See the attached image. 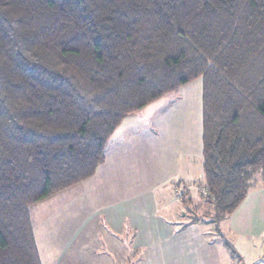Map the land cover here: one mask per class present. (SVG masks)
<instances>
[{
    "label": "trees",
    "instance_id": "16d2710c",
    "mask_svg": "<svg viewBox=\"0 0 264 264\" xmlns=\"http://www.w3.org/2000/svg\"><path fill=\"white\" fill-rule=\"evenodd\" d=\"M196 80L218 231L254 170L264 186V0H0V264H41L30 208L94 177L126 118Z\"/></svg>",
    "mask_w": 264,
    "mask_h": 264
},
{
    "label": "crops",
    "instance_id": "0c3cea01",
    "mask_svg": "<svg viewBox=\"0 0 264 264\" xmlns=\"http://www.w3.org/2000/svg\"><path fill=\"white\" fill-rule=\"evenodd\" d=\"M197 90L192 85L184 93L183 105L195 111L178 118L168 110L146 126L129 125L127 131L120 125L94 177L30 208L41 264H264L262 183L250 188L218 232L205 223L212 225L214 239L201 232L200 223L184 227L189 222L179 219L180 208L166 203L179 187L202 180ZM221 233L233 235L254 252L234 259Z\"/></svg>",
    "mask_w": 264,
    "mask_h": 264
},
{
    "label": "rangeland",
    "instance_id": "374dc122",
    "mask_svg": "<svg viewBox=\"0 0 264 264\" xmlns=\"http://www.w3.org/2000/svg\"><path fill=\"white\" fill-rule=\"evenodd\" d=\"M192 85H193V87H197V89H198L197 94H196V98L201 99V95H200L201 94V81L200 80H196V82L193 81L192 83H190L186 86H183V87L179 88L178 90H176L170 94H167L166 96H164V97L158 99L157 101L151 103L149 106H147L143 110L133 114V118H129V119L126 118L127 120L125 119L121 124V129L123 130V128H124V130L127 131L126 127L129 128L130 127L129 125L134 124L136 122L139 125H145L146 126L147 123L148 124L151 123V120H153L154 115L161 114L162 112H169L168 110H170L173 113L171 115H175V117H178V118L183 117V114L187 115L189 113L188 112L189 110H191V112H193L194 108H192V107L189 108L187 105L186 106L183 105L184 103L186 104V101H184V98H185L184 93L187 94L188 89H190V86H192ZM201 118H202V115H201ZM115 134H114V136H115ZM250 175H251V178H249V180H248L249 187L251 189H253L261 183V176H260V172L257 170H254ZM179 189L174 191L172 196H170L166 199L167 205L168 206H174L176 208H180L179 211H181V214L178 213V216L181 215V217H179V219L183 220L184 224H187L189 222L190 217H191L190 216L191 212L194 211V215H195L194 218L199 219L197 224L200 223L199 226H200L201 232L204 233L205 235H207V237L209 239L210 238L214 239L213 237H216L215 231L213 232L212 225H207V224H209V218L208 217L212 214V211H211V208L208 206V204L204 203L203 199H201V196L205 193L204 189L202 188L201 181L199 182L198 179L197 180L194 179L193 181L189 182L186 185V189L185 188L181 189V187H179ZM182 191H187L186 195L190 201L189 203L187 202V203L182 204V202H181ZM62 192H64V191H62ZM62 192H60V193H62ZM60 193H58V194H60ZM58 194H55V195H58ZM52 197H50V198H52ZM40 203H42V202H40ZM40 203H38V204H40ZM184 205L185 206L187 205L188 210ZM183 214H184V216H183ZM158 215L162 216L163 218H165V216L168 217V215L170 216V214L167 211H164L165 216L162 214H158ZM206 222H207V224H205ZM102 225L105 227L103 217H102ZM219 227H221V225ZM216 232H218V231H216ZM221 236L224 238V240H226L225 242H227V244H229L231 247H233L232 245H235V247H233V249L235 250V252L238 256V260H240V258H242V255L247 254V251H250V255L254 252V248H251V246L248 247L247 245L241 243V241L239 239L235 238L233 235H231L229 233L227 235L222 234ZM123 239L126 243H128V237L127 236H124ZM127 246H128V244H127ZM129 248L132 251L133 248H131V247H129ZM241 253H242V255H241ZM250 264H254V262L250 261Z\"/></svg>",
    "mask_w": 264,
    "mask_h": 264
}]
</instances>
